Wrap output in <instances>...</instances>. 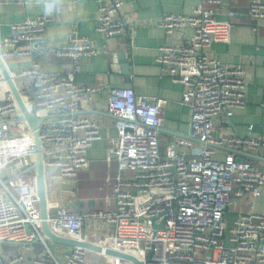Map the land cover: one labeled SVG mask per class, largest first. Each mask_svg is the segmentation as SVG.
<instances>
[{
  "label": "built area",
  "instance_id": "2783aa9c",
  "mask_svg": "<svg viewBox=\"0 0 264 264\" xmlns=\"http://www.w3.org/2000/svg\"><path fill=\"white\" fill-rule=\"evenodd\" d=\"M247 1L249 16L264 20L262 0ZM123 2L97 0L94 28L106 40L126 33L123 20L113 18ZM221 3L196 0L190 14L165 13L157 23L166 35L192 30L179 44H161L155 61L173 82L183 85L181 103L190 110L189 136L203 143L190 153H179L177 144L169 143L161 155L158 135L166 100L136 96L130 87L108 89L107 111L116 136L109 142L105 159L113 160L117 169L111 186L115 207L79 212L57 206L48 218L54 232L65 231L69 237L83 240L85 222L96 219L110 225L98 242L102 254L110 248L132 254L142 264H264V213L240 214L230 226L223 220L232 197L260 195L264 169L237 160L231 151L216 159L215 149L256 151L264 149V137L213 134L214 116L229 118L245 105L244 67L227 66L205 52L230 39L232 24L216 19ZM49 21L41 12L11 24L12 34L0 40L1 56L32 55ZM99 52L106 51L73 31L54 47L56 56L72 61L64 76L42 72L36 60L16 75L29 80L35 113L47 116L40 126L44 167L57 169L62 177L72 178L86 169L87 152L101 138L99 125L79 114L81 104L89 102L99 89L75 81L79 60ZM118 59L112 54L111 64L116 65ZM17 111L10 92L0 99V243L39 241L48 254L30 263L19 253L0 254V264H84L86 249L73 247L58 260L42 239L38 197L30 172H26L33 162L34 140L25 122L15 116ZM161 223L162 228L152 226ZM111 264L131 263L112 257Z\"/></svg>",
  "mask_w": 264,
  "mask_h": 264
},
{
  "label": "crops",
  "instance_id": "0c3cea01",
  "mask_svg": "<svg viewBox=\"0 0 264 264\" xmlns=\"http://www.w3.org/2000/svg\"><path fill=\"white\" fill-rule=\"evenodd\" d=\"M195 3L196 0H124L119 14L113 18L119 16L123 20L126 33L106 40L94 28L98 12L97 0H0V40L12 34L10 26L13 23L41 12L50 17L42 42L34 47L32 55L12 54L3 57L8 72L13 76L30 109L34 108L30 82L26 78L16 77L21 68L36 60L42 72L64 76L71 70L72 61L68 57L56 56L54 47L73 31L85 36L92 46L100 50L104 48L106 51L82 57L79 60L80 71L75 73L77 84L99 89L89 102L81 104L79 114L89 117L99 125L101 138L93 141L87 152L89 166L79 170L74 177H62L57 169L45 168L49 216L53 215L57 206L79 212L111 210L115 207L111 186L117 169L113 160L108 162L105 159L109 142L116 136L113 118L108 113L106 104L107 91L110 88L130 87L136 96L160 97L166 100L158 135L161 155H164L169 143H176L179 153L196 151L201 145L189 139L190 110L181 103L183 85L173 82L155 61L161 44H179L182 37L192 33L191 28H185L166 35L157 26L158 21L165 13L188 15ZM230 12L233 14L229 15ZM216 19L232 24L230 39L227 43L213 44L205 52L227 66L244 67L245 105L235 109L229 118L222 114L214 116L213 134L254 133L264 137V20L254 21L249 16L247 0H222L217 6ZM112 54H117L119 58L116 65L111 64ZM9 92L0 74V99ZM15 116L21 117L19 108ZM24 125L29 129L26 123ZM11 126L20 128L15 123ZM180 140L181 143L178 142ZM226 152L223 147L216 148L214 158L222 159ZM234 155L240 161L245 160L264 169V149L236 150ZM250 211L264 213V187L258 196L246 194L240 198L232 197V203L224 212L223 220L230 226L238 215ZM84 230V239L98 244L101 235L110 230V225L101 220L90 219L85 222ZM57 234L68 236L65 231H58ZM51 245L57 249L58 256H53L58 260H62L63 253L71 249L58 244ZM1 251L6 255L19 253L29 263L38 256L48 254L39 241L29 244H4ZM111 262V255L86 249L84 264Z\"/></svg>",
  "mask_w": 264,
  "mask_h": 264
},
{
  "label": "water",
  "instance_id": "95a60500",
  "mask_svg": "<svg viewBox=\"0 0 264 264\" xmlns=\"http://www.w3.org/2000/svg\"><path fill=\"white\" fill-rule=\"evenodd\" d=\"M125 62V61H124ZM0 74L2 80L7 84L10 93L13 95L16 104L20 110V120L25 122L29 128L30 134L34 140V158L33 162L30 165L29 169L26 172L29 173V178L34 182V188L36 195L38 197V209L41 219V235L42 239L46 244H58L67 247H80L96 252H101L102 248L98 244L91 243L85 239L77 240L71 238L69 236H62L54 232L49 223H48V207L46 201V185H45V167H44V155L42 150V140L40 138V126L41 123L47 119L46 115H37L35 113L34 108L30 109L21 95V92L18 90L14 78L8 72L6 65L4 63L3 57L0 54ZM190 140H194L202 144L203 142L189 136ZM227 151H231L232 153L236 152V150L226 149ZM239 160V159H237ZM240 161V160H239ZM243 161V160H242ZM164 223V222H163ZM163 223L160 225H152L153 228H162ZM105 253L111 255L112 257H117L123 260L129 261L131 264H142V261L133 256L132 254L121 252L118 250H113L107 248Z\"/></svg>",
  "mask_w": 264,
  "mask_h": 264
},
{
  "label": "rangeland",
  "instance_id": "374dc122",
  "mask_svg": "<svg viewBox=\"0 0 264 264\" xmlns=\"http://www.w3.org/2000/svg\"><path fill=\"white\" fill-rule=\"evenodd\" d=\"M3 245H4V244H1V243H0V254H3V252L1 251ZM54 247H55V246H52L51 244H48V248H49V250L52 252V254H53L54 256H56V255L58 256L57 249H54ZM8 248L12 249L11 246H8ZM64 249H65V248H64ZM64 249H62V250H64Z\"/></svg>",
  "mask_w": 264,
  "mask_h": 264
}]
</instances>
